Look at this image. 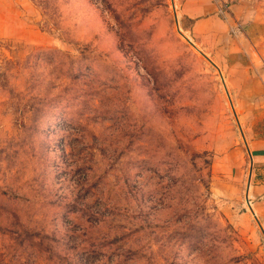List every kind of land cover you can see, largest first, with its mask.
<instances>
[{"label": "rangeland", "instance_id": "obj_1", "mask_svg": "<svg viewBox=\"0 0 264 264\" xmlns=\"http://www.w3.org/2000/svg\"><path fill=\"white\" fill-rule=\"evenodd\" d=\"M186 2L0 0V264H264Z\"/></svg>", "mask_w": 264, "mask_h": 264}, {"label": "crops", "instance_id": "obj_2", "mask_svg": "<svg viewBox=\"0 0 264 264\" xmlns=\"http://www.w3.org/2000/svg\"><path fill=\"white\" fill-rule=\"evenodd\" d=\"M214 6L187 0L183 10L194 19L192 31L205 53L226 72L234 90L248 166L246 201L264 232V0H235L226 14L231 18L224 20ZM243 164L239 156L235 165L241 173Z\"/></svg>", "mask_w": 264, "mask_h": 264}, {"label": "built area", "instance_id": "obj_3", "mask_svg": "<svg viewBox=\"0 0 264 264\" xmlns=\"http://www.w3.org/2000/svg\"><path fill=\"white\" fill-rule=\"evenodd\" d=\"M230 8L231 7L227 3H222L221 8H220V13L223 15L229 14Z\"/></svg>", "mask_w": 264, "mask_h": 264}, {"label": "water", "instance_id": "obj_4", "mask_svg": "<svg viewBox=\"0 0 264 264\" xmlns=\"http://www.w3.org/2000/svg\"><path fill=\"white\" fill-rule=\"evenodd\" d=\"M188 42L190 43V44H192L189 40H188ZM248 204H249V201H248ZM261 227V226H260ZM262 229V228H261ZM262 232H263V229H262ZM263 234H264V232H263Z\"/></svg>", "mask_w": 264, "mask_h": 264}]
</instances>
